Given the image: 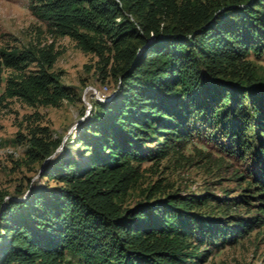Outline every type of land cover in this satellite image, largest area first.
<instances>
[{
	"label": "trees",
	"instance_id": "1",
	"mask_svg": "<svg viewBox=\"0 0 264 264\" xmlns=\"http://www.w3.org/2000/svg\"><path fill=\"white\" fill-rule=\"evenodd\" d=\"M31 9L97 55L103 82L112 75L117 87L93 101L74 143L30 129L29 162L42 169L0 192V264H204L264 228V65L252 58L264 51V0H32ZM57 58L53 43L2 49L0 107L74 100ZM207 133L224 156L253 160L252 193L182 192L159 178L128 204L143 164L182 155ZM215 201L248 213L207 212Z\"/></svg>",
	"mask_w": 264,
	"mask_h": 264
},
{
	"label": "rangeland",
	"instance_id": "2",
	"mask_svg": "<svg viewBox=\"0 0 264 264\" xmlns=\"http://www.w3.org/2000/svg\"><path fill=\"white\" fill-rule=\"evenodd\" d=\"M31 3L32 0H0V52L4 48L22 50L31 45L53 43L58 52L54 68L62 73V82L73 89L74 100L65 99L60 106H30L19 98L3 102L0 107V192H16L27 184L29 178H39L41 164H31L27 153V138L32 127L47 126L54 139L61 138L68 143L82 128L93 101L109 99L117 87V80L112 75L103 82L99 71L102 61L97 55L84 51L69 36H56L49 24L34 14ZM252 58L264 65V51L252 55ZM61 150L60 147L58 151ZM200 150L210 153L212 160L202 157ZM252 162L224 156L208 133L195 137L182 155L174 154L159 165L143 164V179L132 192L128 204L141 199L142 189L159 178H164L182 192L208 191L217 197L252 193L247 179H253L259 171L251 165ZM221 206L215 201L205 210L221 216L248 213L245 207L226 209ZM213 262L264 264V228L254 230L236 244L215 251L204 264Z\"/></svg>",
	"mask_w": 264,
	"mask_h": 264
}]
</instances>
